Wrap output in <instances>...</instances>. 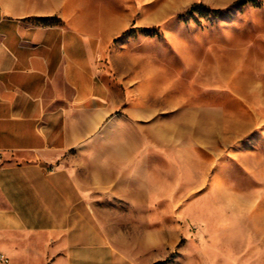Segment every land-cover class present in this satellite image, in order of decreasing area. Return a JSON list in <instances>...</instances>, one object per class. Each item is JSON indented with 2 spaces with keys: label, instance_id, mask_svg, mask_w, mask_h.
Listing matches in <instances>:
<instances>
[{
  "label": "rangeland",
  "instance_id": "rangeland-1",
  "mask_svg": "<svg viewBox=\"0 0 264 264\" xmlns=\"http://www.w3.org/2000/svg\"><path fill=\"white\" fill-rule=\"evenodd\" d=\"M69 4L110 29L100 70L154 173L144 264H264V0Z\"/></svg>",
  "mask_w": 264,
  "mask_h": 264
},
{
  "label": "crops",
  "instance_id": "crops-1",
  "mask_svg": "<svg viewBox=\"0 0 264 264\" xmlns=\"http://www.w3.org/2000/svg\"><path fill=\"white\" fill-rule=\"evenodd\" d=\"M67 4L0 0V264H144L154 173L100 70L110 29Z\"/></svg>",
  "mask_w": 264,
  "mask_h": 264
},
{
  "label": "built area",
  "instance_id": "built-area-1",
  "mask_svg": "<svg viewBox=\"0 0 264 264\" xmlns=\"http://www.w3.org/2000/svg\"><path fill=\"white\" fill-rule=\"evenodd\" d=\"M1 154L2 152L0 151V159H1ZM0 259L3 260V261H6L8 262L10 260V258L3 252L0 251Z\"/></svg>",
  "mask_w": 264,
  "mask_h": 264
},
{
  "label": "trees",
  "instance_id": "trees-1",
  "mask_svg": "<svg viewBox=\"0 0 264 264\" xmlns=\"http://www.w3.org/2000/svg\"><path fill=\"white\" fill-rule=\"evenodd\" d=\"M253 1H255V0H253ZM52 18H53V17H52ZM52 18H49L48 20L51 22V21H53Z\"/></svg>",
  "mask_w": 264,
  "mask_h": 264
}]
</instances>
